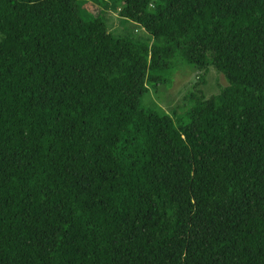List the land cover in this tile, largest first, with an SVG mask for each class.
Segmentation results:
<instances>
[{
    "label": "trees",
    "instance_id": "1",
    "mask_svg": "<svg viewBox=\"0 0 264 264\" xmlns=\"http://www.w3.org/2000/svg\"><path fill=\"white\" fill-rule=\"evenodd\" d=\"M78 1L0 0V264H264V0ZM178 61L227 86L144 107Z\"/></svg>",
    "mask_w": 264,
    "mask_h": 264
},
{
    "label": "rangeland",
    "instance_id": "2",
    "mask_svg": "<svg viewBox=\"0 0 264 264\" xmlns=\"http://www.w3.org/2000/svg\"><path fill=\"white\" fill-rule=\"evenodd\" d=\"M119 7H121L120 0H79L77 2L78 14L82 19L103 20L113 35L118 38L151 42L150 34L139 25L128 20H121L118 13ZM176 64L165 72L160 71L159 78L147 82L149 93L142 101L144 107L157 104L163 111L171 113L181 105L184 97L195 90H201L204 97L209 98L227 86L224 76L213 68H209L204 76L205 84H199L202 72L186 62L178 61ZM155 81L158 83L154 84Z\"/></svg>",
    "mask_w": 264,
    "mask_h": 264
}]
</instances>
